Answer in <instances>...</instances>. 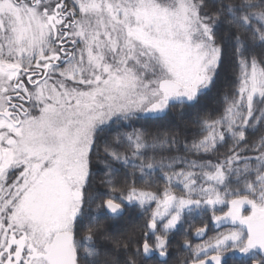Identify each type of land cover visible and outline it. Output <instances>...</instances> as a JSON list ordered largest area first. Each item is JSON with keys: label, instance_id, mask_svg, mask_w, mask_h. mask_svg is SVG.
<instances>
[{"label": "snow or ice", "instance_id": "obj_1", "mask_svg": "<svg viewBox=\"0 0 264 264\" xmlns=\"http://www.w3.org/2000/svg\"><path fill=\"white\" fill-rule=\"evenodd\" d=\"M177 233L264 264V0H0V264H169Z\"/></svg>", "mask_w": 264, "mask_h": 264}, {"label": "trees", "instance_id": "obj_2", "mask_svg": "<svg viewBox=\"0 0 264 264\" xmlns=\"http://www.w3.org/2000/svg\"><path fill=\"white\" fill-rule=\"evenodd\" d=\"M222 87H223L222 81H218L217 85L207 94L206 97H204V99L202 100V104L205 106V108L212 109L215 107V101L218 96V90H220ZM192 115L193 113L182 114L181 109L177 108L168 114V116L166 117V122L168 126L172 128V130L178 131L181 134H183L187 121L191 118ZM143 222H144L143 217L135 210H131L118 221H108L105 224V228L113 236L119 238L123 235H126L128 230H131L132 228L137 226H141ZM177 237L178 234H176L173 237L172 247L170 248V255L168 257V261L170 257L173 258L174 254L175 255H179L180 253L181 255L183 254L181 249L178 247L179 244L177 242V239L176 242H174L175 238ZM229 264H232V261H230Z\"/></svg>", "mask_w": 264, "mask_h": 264}, {"label": "flooded vegetation", "instance_id": "obj_3", "mask_svg": "<svg viewBox=\"0 0 264 264\" xmlns=\"http://www.w3.org/2000/svg\"><path fill=\"white\" fill-rule=\"evenodd\" d=\"M178 234V237L177 238H175V240H174V242H176V239H177V242H178V244H180V243H182V239H183V237H182V234H180V233H177ZM212 233L210 232L209 233V235H211ZM181 253L179 254V255H173V258L172 257H170V259H169V264H180V260L183 258V256H184V253L181 255ZM179 257V258H178Z\"/></svg>", "mask_w": 264, "mask_h": 264}]
</instances>
